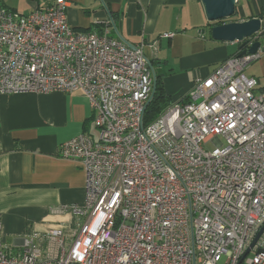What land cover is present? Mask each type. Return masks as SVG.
<instances>
[{
  "label": "built area",
  "instance_id": "1",
  "mask_svg": "<svg viewBox=\"0 0 264 264\" xmlns=\"http://www.w3.org/2000/svg\"><path fill=\"white\" fill-rule=\"evenodd\" d=\"M67 6L49 0L28 14L0 6V95L87 96L98 134L58 151L83 167L85 200L52 208L74 222L34 232L17 255L0 215V264H244L264 225V87L246 73L264 53L262 36L242 45L260 40L257 51L228 57L145 125L153 89L145 49L156 56L159 40L133 49L109 27L79 30ZM251 251L247 263L264 264V231Z\"/></svg>",
  "mask_w": 264,
  "mask_h": 264
},
{
  "label": "crops",
  "instance_id": "2",
  "mask_svg": "<svg viewBox=\"0 0 264 264\" xmlns=\"http://www.w3.org/2000/svg\"><path fill=\"white\" fill-rule=\"evenodd\" d=\"M48 1L0 0V6L28 14ZM67 1L68 21L79 30L101 32L109 27L112 37L135 46L158 39L157 55L149 47L145 54L153 64L157 86L170 103L244 50L242 42L212 37L201 0ZM243 2L242 7L237 0L234 16H239L238 21L262 17L264 30V0ZM167 32L174 36L162 37ZM229 44H235V50ZM246 73L264 87V53ZM95 128L94 112L82 92L0 95L2 240L13 254L23 253L24 239L34 232L74 222L72 213L56 214L51 209L60 204L82 205L86 175L80 163L59 155V146L80 133L93 134Z\"/></svg>",
  "mask_w": 264,
  "mask_h": 264
},
{
  "label": "water",
  "instance_id": "3",
  "mask_svg": "<svg viewBox=\"0 0 264 264\" xmlns=\"http://www.w3.org/2000/svg\"><path fill=\"white\" fill-rule=\"evenodd\" d=\"M207 18L210 23L224 21L227 18L233 17L236 13V4L237 0H201ZM263 23L262 17H254L245 21H237V22H224L219 25H214L211 28L212 37L219 41L225 42H242V45L246 44V38L252 37L254 35H261L263 31ZM205 32V29H203ZM131 48H136V46L132 43H128ZM261 46V41L257 40L254 42L247 50L244 49L240 55L245 54L247 51L253 53L258 50ZM149 66L152 70L153 75V89L149 100L147 101L145 108L151 102L152 98L154 97L156 90H157V77L155 74V70L151 61H148ZM264 231V225L258 231L256 237L246 250L245 254L243 255L241 262L248 256L251 252L253 246L257 242L258 238Z\"/></svg>",
  "mask_w": 264,
  "mask_h": 264
},
{
  "label": "trees",
  "instance_id": "4",
  "mask_svg": "<svg viewBox=\"0 0 264 264\" xmlns=\"http://www.w3.org/2000/svg\"><path fill=\"white\" fill-rule=\"evenodd\" d=\"M224 22H225V20L214 22V23H209L208 26L211 30V28L214 25H219V24H222ZM261 36H264V31L261 33ZM242 48L244 49L243 46H242ZM240 53H241V51L239 53H237L236 55H238ZM171 103H170V99L162 92V89L158 84L155 96L152 98L151 102L146 107L145 115H144V124L147 125V124L151 123Z\"/></svg>",
  "mask_w": 264,
  "mask_h": 264
},
{
  "label": "rangeland",
  "instance_id": "5",
  "mask_svg": "<svg viewBox=\"0 0 264 264\" xmlns=\"http://www.w3.org/2000/svg\"><path fill=\"white\" fill-rule=\"evenodd\" d=\"M240 5L243 7L244 6V2H243V0H240ZM245 10V9H244ZM246 11H247V9H246ZM248 12V11H247ZM240 18H239V16L238 17H236V16H234V17H230V18H227V19H225V21L226 22H237L238 20H239ZM264 37H262V39H261V41H264V39H263ZM230 45V49L231 50H235V48H236V45L235 44H229ZM248 74H249V71H248ZM157 91V90H156ZM187 94V93H186ZM155 96V95H154ZM199 101H201V99L199 100ZM174 102V101H173ZM96 129V128H95ZM93 134H97V129H96V132H94V130H93V132H92ZM206 150H212L213 149V147H214V144L212 143V142H209V143H207V144H205L204 146H203ZM83 219H84V217H83ZM252 254H253V252L251 251L249 254H248V256H247V258L244 260V264H248L247 263V260L252 256Z\"/></svg>",
  "mask_w": 264,
  "mask_h": 264
}]
</instances>
